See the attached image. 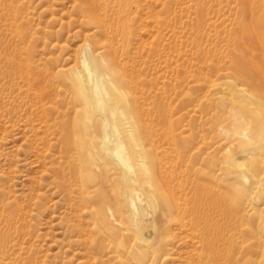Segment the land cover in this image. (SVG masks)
<instances>
[{"label": "rangeland", "instance_id": "1", "mask_svg": "<svg viewBox=\"0 0 264 264\" xmlns=\"http://www.w3.org/2000/svg\"><path fill=\"white\" fill-rule=\"evenodd\" d=\"M99 1L123 61L103 57L138 103L167 219L159 211L151 239L122 236L84 152L72 73L86 34L105 50L104 28L79 0H0V264H264V0H127L126 14ZM27 64L34 114L21 100Z\"/></svg>", "mask_w": 264, "mask_h": 264}, {"label": "bare ground", "instance_id": "2", "mask_svg": "<svg viewBox=\"0 0 264 264\" xmlns=\"http://www.w3.org/2000/svg\"><path fill=\"white\" fill-rule=\"evenodd\" d=\"M132 1L138 2L139 0ZM116 2L119 4V11L126 14L127 10L125 9L124 3L127 2V0H116ZM78 7L81 9L84 18L88 22L95 25L98 29L104 28L106 37L103 47L105 50L98 51V45L103 43V39L101 41L98 39L93 40L90 34L85 35V40L83 41L84 45L80 51V64L72 73L79 87L80 97L85 110V127L83 128L85 131L84 152L91 167L100 170L109 187V194L114 203L113 209H110V218L118 227L119 233L122 236L135 237L139 240L151 239V237L157 236L158 231L159 233L161 232V230H159V224H162V222L159 223L158 221L159 219L161 221L165 219L160 217L161 214H165L167 219V212L164 213V211L166 208V211H168L169 206L165 204L168 207H164L165 209L163 211L162 207L165 205L162 204L161 207L160 202L162 201L159 202V194L157 196L155 192L158 188L155 190V185L157 184L153 182L156 180H152L153 176L150 177L152 170L150 171L149 161L147 162L150 158L146 160L147 156L145 157L142 151L143 147H140L142 145L144 146L145 143L139 145V141L142 139L140 136H143L142 134L139 135V131L146 127L144 126L138 131L139 123H136L138 120L136 121L131 113L134 107H138L134 106V104L137 105L138 103L133 104L134 97L131 99V102L129 100L130 97L124 92L125 90L117 85L110 75L109 64L104 60L106 56L108 60L117 64L119 67L121 66L120 56L117 55L114 48L115 42L113 41V43L108 39L109 35L112 33V25L106 22L107 15L105 13L107 10L104 9L105 13L102 12L104 7H101V2L99 0H79ZM105 7H107V5H105ZM101 56H104L102 60H100ZM123 69L125 70V68H122V70ZM122 70L121 73L124 72V70ZM12 72L10 74H12ZM19 77L21 78L22 84V105L26 110L30 108L32 114H34L38 103H40L41 96L34 84L35 75L30 71L28 64L27 67L25 65L20 67ZM122 81L125 82L126 79L122 78ZM239 91L242 93L245 92L243 89H239ZM142 94L143 93H141V95ZM132 104L133 108L131 109ZM134 109V113L136 114L139 108ZM135 116L137 117L138 115ZM140 126L141 125H139V127ZM144 132L143 134H145ZM73 137L74 139L72 140L74 142L75 135ZM146 140H148V138ZM71 149L72 154L69 155V157L72 158L70 162L76 160L80 156L77 149L75 150L73 147H71ZM148 153L146 151V154ZM75 168L76 166L74 165V169ZM152 175H154V173ZM160 178L162 177L160 176ZM160 196L162 197V195ZM164 198L165 196L162 197L161 200L167 201ZM159 211L163 213L158 216ZM76 212L80 211L77 210ZM158 217L160 218L158 219ZM85 230L87 231V229ZM92 244H89L88 247L95 249ZM0 258H2L1 260H5L2 255ZM28 261L30 264V258ZM25 262L27 263V261ZM225 262L226 259L223 263ZM100 264L107 263L101 262Z\"/></svg>", "mask_w": 264, "mask_h": 264}]
</instances>
